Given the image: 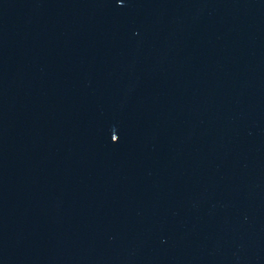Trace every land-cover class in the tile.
Returning <instances> with one entry per match:
<instances>
[{"label": "water", "instance_id": "obj_1", "mask_svg": "<svg viewBox=\"0 0 264 264\" xmlns=\"http://www.w3.org/2000/svg\"><path fill=\"white\" fill-rule=\"evenodd\" d=\"M0 264H264V0H0Z\"/></svg>", "mask_w": 264, "mask_h": 264}]
</instances>
